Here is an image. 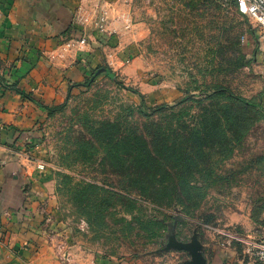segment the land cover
I'll return each instance as SVG.
<instances>
[{
  "label": "rangeland",
  "instance_id": "rangeland-1",
  "mask_svg": "<svg viewBox=\"0 0 264 264\" xmlns=\"http://www.w3.org/2000/svg\"><path fill=\"white\" fill-rule=\"evenodd\" d=\"M107 1L117 41L13 146L31 264H187L166 246L194 236L206 264H259L264 117L211 94L264 108L260 29L234 0Z\"/></svg>",
  "mask_w": 264,
  "mask_h": 264
},
{
  "label": "crops",
  "instance_id": "crops-1",
  "mask_svg": "<svg viewBox=\"0 0 264 264\" xmlns=\"http://www.w3.org/2000/svg\"><path fill=\"white\" fill-rule=\"evenodd\" d=\"M80 3L0 0V264L34 263L23 249L30 232L24 231L17 217L25 201L23 184L29 170L22 158L17 159L13 146L46 114L37 102L62 103L69 84L81 81L88 68L99 64L104 48L109 49L103 43L117 41L90 26L82 32L73 21ZM83 33L86 44L79 51L48 60L64 39Z\"/></svg>",
  "mask_w": 264,
  "mask_h": 264
},
{
  "label": "built area",
  "instance_id": "built-area-1",
  "mask_svg": "<svg viewBox=\"0 0 264 264\" xmlns=\"http://www.w3.org/2000/svg\"><path fill=\"white\" fill-rule=\"evenodd\" d=\"M235 8L241 15H245L252 19L256 26L260 29V32L264 40V0H235ZM89 7L92 9L89 10ZM128 19V18H127ZM125 21L124 15L111 16L110 8L107 0H81V3L77 7L73 15V21L80 26L82 32L90 26L95 31L107 36L112 37L117 34L118 28L115 21ZM120 20V21H119ZM86 44L85 34H81L76 37H69L63 40V42L53 51L48 54V60L53 61L55 59L64 58L69 52H77L82 46ZM108 57L112 59V55ZM107 60L108 63H112V60ZM262 60L264 66V45L262 51ZM264 77V71H263ZM40 168L43 166L40 165ZM255 256L259 264H264V240L254 244Z\"/></svg>",
  "mask_w": 264,
  "mask_h": 264
},
{
  "label": "trees",
  "instance_id": "trees-1",
  "mask_svg": "<svg viewBox=\"0 0 264 264\" xmlns=\"http://www.w3.org/2000/svg\"><path fill=\"white\" fill-rule=\"evenodd\" d=\"M235 0H234V6H235ZM101 34V33H100ZM103 35V34H102ZM105 36V35H104ZM72 37V36H71ZM107 39H109L110 37H107L105 36ZM91 81L90 79H87L86 80V83ZM90 83V82H89ZM71 85H78L77 83H73ZM85 85V84H84ZM86 86V85H85ZM19 91V90H17ZM221 93H226L229 97H231L232 99L236 100V101H239L241 103H244V104H247L248 106H251L253 108H256L259 110V112L262 114V116L264 117V108L258 104V103H255V102H252V101H248V100H245L243 98H240L238 96H235L233 95L228 89L226 88H218L216 87L214 89V91L212 92L211 95H215V94H221ZM69 94H70V91H68L67 93V96H66V99L69 97ZM32 99V98H31ZM38 105L43 108L46 112V115L47 116H51L54 112L60 110L63 106H64V103H60V104H50V105H47V104H43V103H40V102H37ZM167 104H161V105H158L156 106L155 108H153L151 110L152 113H155L156 111H160L162 108H164Z\"/></svg>",
  "mask_w": 264,
  "mask_h": 264
},
{
  "label": "water",
  "instance_id": "water-1",
  "mask_svg": "<svg viewBox=\"0 0 264 264\" xmlns=\"http://www.w3.org/2000/svg\"><path fill=\"white\" fill-rule=\"evenodd\" d=\"M106 73L109 77H113L114 74L110 72L109 68L99 67L95 70L91 80L100 73ZM173 247L177 249H184L190 252L191 260L187 264H206V259L201 254V245L194 236L189 243L175 242L172 238H169L166 248Z\"/></svg>",
  "mask_w": 264,
  "mask_h": 264
}]
</instances>
